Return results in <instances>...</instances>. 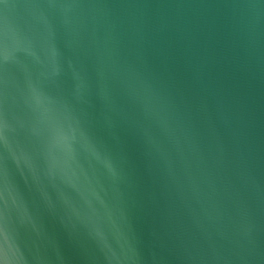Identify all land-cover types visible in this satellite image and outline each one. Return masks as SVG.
Returning <instances> with one entry per match:
<instances>
[{
    "label": "water",
    "instance_id": "obj_1",
    "mask_svg": "<svg viewBox=\"0 0 264 264\" xmlns=\"http://www.w3.org/2000/svg\"><path fill=\"white\" fill-rule=\"evenodd\" d=\"M0 264H264V0H0Z\"/></svg>",
    "mask_w": 264,
    "mask_h": 264
}]
</instances>
